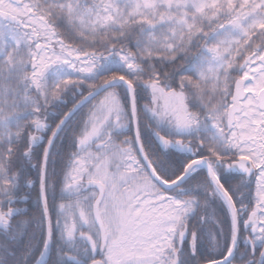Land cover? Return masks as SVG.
<instances>
[{"label":"snow or ice","instance_id":"obj_1","mask_svg":"<svg viewBox=\"0 0 264 264\" xmlns=\"http://www.w3.org/2000/svg\"><path fill=\"white\" fill-rule=\"evenodd\" d=\"M0 264H264V0H0Z\"/></svg>","mask_w":264,"mask_h":264}]
</instances>
